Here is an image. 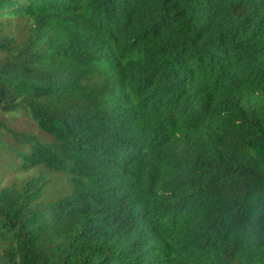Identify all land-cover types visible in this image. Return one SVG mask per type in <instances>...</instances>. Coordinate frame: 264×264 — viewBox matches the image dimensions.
Segmentation results:
<instances>
[{
  "label": "trees",
  "instance_id": "obj_1",
  "mask_svg": "<svg viewBox=\"0 0 264 264\" xmlns=\"http://www.w3.org/2000/svg\"><path fill=\"white\" fill-rule=\"evenodd\" d=\"M0 115V264H264V0H0Z\"/></svg>",
  "mask_w": 264,
  "mask_h": 264
},
{
  "label": "rangeland",
  "instance_id": "obj_2",
  "mask_svg": "<svg viewBox=\"0 0 264 264\" xmlns=\"http://www.w3.org/2000/svg\"><path fill=\"white\" fill-rule=\"evenodd\" d=\"M0 117H2L3 119H8L9 117H7L6 115H0ZM11 125L13 127H16L19 130H28L31 132H37V129L35 127V125L30 121L29 118H25V117H19L16 119V121L11 122ZM77 187H78V191H97V190H103L105 189V187H108L107 185H104L105 187H103L102 185H99V183L94 182V181H89V180H79L76 183ZM67 195L70 193H66Z\"/></svg>",
  "mask_w": 264,
  "mask_h": 264
}]
</instances>
